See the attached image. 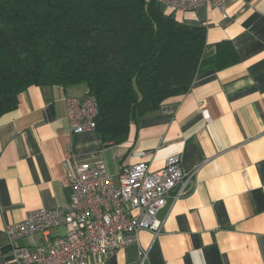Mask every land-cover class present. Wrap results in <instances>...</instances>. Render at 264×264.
Instances as JSON below:
<instances>
[{
  "label": "crops",
  "instance_id": "0c3cea01",
  "mask_svg": "<svg viewBox=\"0 0 264 264\" xmlns=\"http://www.w3.org/2000/svg\"><path fill=\"white\" fill-rule=\"evenodd\" d=\"M224 11L176 15L205 27L210 45L231 41L239 62L198 74L187 93L133 121L122 143L106 144L97 130L72 133L66 99L86 97V84L31 85L19 94L17 108L0 117V264L17 260L9 224L71 200L74 164L104 162L117 178L143 150L154 171L179 155L185 172L197 170L194 182L160 212L158 235L141 230L139 243L103 264H138L142 251L149 264H264V0H226ZM58 232L64 228L51 235ZM41 239L36 233L18 246Z\"/></svg>",
  "mask_w": 264,
  "mask_h": 264
},
{
  "label": "trees",
  "instance_id": "16d2710c",
  "mask_svg": "<svg viewBox=\"0 0 264 264\" xmlns=\"http://www.w3.org/2000/svg\"><path fill=\"white\" fill-rule=\"evenodd\" d=\"M238 62L231 41L208 44L155 0H0V117L31 85L86 84L97 131L119 144L198 74Z\"/></svg>",
  "mask_w": 264,
  "mask_h": 264
},
{
  "label": "built area",
  "instance_id": "2783aa9c",
  "mask_svg": "<svg viewBox=\"0 0 264 264\" xmlns=\"http://www.w3.org/2000/svg\"><path fill=\"white\" fill-rule=\"evenodd\" d=\"M173 14L201 6L224 11L226 0H155ZM72 133L97 130L98 99L93 94L66 99ZM204 119L210 118L203 109ZM148 151L133 154L135 162L123 166L117 178L104 162L76 163L68 173L71 200L53 209L31 211L26 219L7 226L16 254L14 264H103L117 250L139 243L143 229L158 235L163 228L160 212L188 193L197 170L187 173L179 155L168 157L162 168L151 169ZM64 228V233L51 235ZM36 233L42 239L32 247L18 242ZM138 264H149L141 252Z\"/></svg>",
  "mask_w": 264,
  "mask_h": 264
},
{
  "label": "rangeland",
  "instance_id": "374dc122",
  "mask_svg": "<svg viewBox=\"0 0 264 264\" xmlns=\"http://www.w3.org/2000/svg\"><path fill=\"white\" fill-rule=\"evenodd\" d=\"M164 7V5H162ZM167 12H170V9L167 8Z\"/></svg>",
  "mask_w": 264,
  "mask_h": 264
}]
</instances>
